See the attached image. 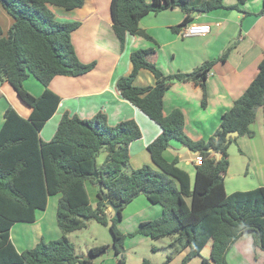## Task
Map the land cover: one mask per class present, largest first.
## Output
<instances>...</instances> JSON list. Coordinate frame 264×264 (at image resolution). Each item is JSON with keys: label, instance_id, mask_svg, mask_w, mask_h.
I'll return each mask as SVG.
<instances>
[{"label": "trees", "instance_id": "obj_1", "mask_svg": "<svg viewBox=\"0 0 264 264\" xmlns=\"http://www.w3.org/2000/svg\"><path fill=\"white\" fill-rule=\"evenodd\" d=\"M262 1L260 14H264ZM84 2L0 0V10L13 19L6 37L0 27V82L6 81L31 110L24 119L8 107L0 129V264H86L90 259H79L67 235L85 228L90 221L108 226L114 254L119 256L123 235L116 224L121 220V211L140 195L162 209L158 219L140 223L137 233L151 240L171 238L163 264L184 251L181 264H187L199 257L208 243L210 255L202 258L201 264H226V253L244 233H251L254 246L264 251V187L227 195L223 184L229 146L239 137H253L251 126L256 111L264 109V57L246 90L221 115L213 135L196 141L185 133L180 110L163 112V96L174 83L195 82L202 90L204 106L205 80L213 63L206 62L191 73L163 75L148 61L153 49L131 52V71L117 80L116 88L122 99L161 129L146 148L154 169L129 167L128 147L141 137L133 120L110 126L102 113L90 119L64 113L52 139L40 140V130L60 102L59 96L48 88L50 81L56 76L79 77L95 67V63L82 64L74 52L71 34L80 23L58 21L52 12L53 7L74 10ZM221 8L238 7H226L222 0H110L109 4L111 27L121 48L127 34L152 40L139 27L140 20L149 14L179 9L184 17L172 28L177 31L192 23L195 16ZM141 70L154 77V86L134 85ZM29 76L44 88L38 97L22 86ZM230 132H237L238 136L227 140ZM172 140L203 158L201 165L195 166L193 182L178 166L177 159L168 162L163 157ZM101 152H105V157L97 166ZM94 171L97 177L93 176ZM87 183L101 188L107 200L119 207L116 219L105 213L108 207L99 192L97 204L92 207ZM53 195L60 196L55 214L60 237L47 242L41 239L33 248L19 253L11 242L10 229L18 222H34L36 212L44 211L47 198ZM106 250L107 246L94 247L90 255L100 256ZM114 264H125L124 258L121 256ZM140 264L152 263L143 259Z\"/></svg>", "mask_w": 264, "mask_h": 264}, {"label": "crops", "instance_id": "obj_2", "mask_svg": "<svg viewBox=\"0 0 264 264\" xmlns=\"http://www.w3.org/2000/svg\"><path fill=\"white\" fill-rule=\"evenodd\" d=\"M222 3L226 7L237 5L238 8H221L193 18L192 23L210 26V32L205 36L181 37L178 34L180 29L175 31L172 28L177 27L184 16L179 9H167L140 20V29L151 37V41L127 34L122 48L111 27L110 0H85L82 7L69 11L53 7L52 12L58 21L80 23L79 28L71 34L74 52L82 64L95 63V67L79 77L56 76L50 81L48 88L59 96L60 102L52 117L40 130V140L48 142L52 139L64 113L81 119H90L97 113H102L110 126L133 120L140 129L141 137L128 147L129 167H151L152 162L146 148L160 134L161 129L122 99L116 88L117 80L131 71V52L139 49L154 50L148 56V61L163 75L191 73L206 62L213 63L205 80L204 106L201 104L202 90L195 82L174 83L163 96V112L167 114L175 109L180 110L184 115V130L189 138L197 141L211 137L219 126L221 115L231 108L256 76L258 64L264 57V14H260L263 1L222 0ZM12 24L13 19L1 9L0 27L5 37ZM228 49L227 56L221 59ZM133 83L137 87H151L155 80L148 71L141 70ZM22 86L34 97L40 96L44 89L32 76L24 80ZM8 107L24 119L31 112L18 99L14 89L6 81H1L0 129ZM251 130L253 137H239L234 147L230 145L228 148L229 165L223 177L225 194L226 187L231 191L230 194L248 191L249 189L238 188L247 183L254 187L252 189L264 187L263 108L256 111ZM183 147L185 146L178 141L172 140L163 152V157L168 162L184 160L185 164H191L195 170L194 153L187 148L183 152ZM212 155L219 158L217 154ZM102 161L97 158V166ZM93 188L94 191L87 188V192L89 202L94 193L95 203L92 207H95L98 188ZM59 197L49 196L45 210L36 212L34 222H18L12 226L10 239L19 253L33 248L41 239L47 242L60 237L55 220ZM51 209L52 213L48 218ZM151 210L156 217L161 215L162 209ZM105 213L112 217L109 207ZM38 226L40 229L37 232ZM182 253L185 255L186 251ZM209 255L210 243L195 259L201 264L202 258L208 259ZM225 261L226 264H264V251L254 246L251 233H244L226 253Z\"/></svg>", "mask_w": 264, "mask_h": 264}, {"label": "rangeland", "instance_id": "obj_3", "mask_svg": "<svg viewBox=\"0 0 264 264\" xmlns=\"http://www.w3.org/2000/svg\"><path fill=\"white\" fill-rule=\"evenodd\" d=\"M235 144L236 142L232 143L231 147H234ZM104 155L105 152H101L99 154V161L104 159ZM178 166L189 174L192 182L194 178V168L192 165L188 163L185 164V161L183 160L178 162ZM151 169H154L153 165L151 166ZM124 171L129 174V170L127 168H125ZM90 186L91 185L87 183L86 187L94 191V188ZM238 188H241L242 190H252L254 187L247 183L246 185H239ZM226 192L227 194H230L231 192L228 187H226ZM186 202H188V200H186ZM90 203L92 206L95 203L94 193L90 196ZM151 209L161 210L159 205L150 204L143 195H140L139 198L134 199L133 202L128 204L121 211V220L116 224L118 231L123 235L121 247L119 248L121 254L119 256H115L114 254L112 236L108 226L99 225L94 221L88 222L85 228L68 234L67 239L73 244L75 254L79 257V259H90V262L86 264H114L121 256L124 258L125 264H140L143 259L150 261L152 264H163L165 262L166 255L169 252L168 245L171 238L151 240L149 238L142 237V235L137 233L140 223L155 220L161 216L156 217V215L150 212L152 211ZM51 213L52 209L48 214V218ZM112 215L113 212L110 216ZM39 229L40 228L38 226L37 232ZM99 246H107L106 252L100 256L92 257L90 255V249ZM153 248L156 250H152ZM183 256L184 253L175 255L172 261L168 264H181ZM194 259H192L188 264H200L197 259Z\"/></svg>", "mask_w": 264, "mask_h": 264}, {"label": "built area", "instance_id": "obj_4", "mask_svg": "<svg viewBox=\"0 0 264 264\" xmlns=\"http://www.w3.org/2000/svg\"><path fill=\"white\" fill-rule=\"evenodd\" d=\"M210 32V26L207 24L190 23L180 28L179 35L183 38L205 36ZM203 158L200 155L194 154V165L200 166Z\"/></svg>", "mask_w": 264, "mask_h": 264}, {"label": "water", "instance_id": "obj_5", "mask_svg": "<svg viewBox=\"0 0 264 264\" xmlns=\"http://www.w3.org/2000/svg\"><path fill=\"white\" fill-rule=\"evenodd\" d=\"M237 136H238L237 132H230L227 134L226 139L229 140V139L235 138ZM184 151H186V147H183V152ZM93 176L97 177L96 171L93 172ZM98 192L101 196V199L103 200V204L110 208V210L113 212V215H112L113 218L116 219L118 217L117 214L119 212V207L113 205L110 201L107 200V197L103 194L101 188H98Z\"/></svg>", "mask_w": 264, "mask_h": 264}]
</instances>
